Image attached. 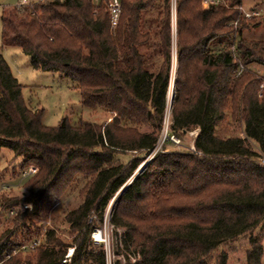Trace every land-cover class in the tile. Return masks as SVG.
<instances>
[{"label":"trees","instance_id":"1","mask_svg":"<svg viewBox=\"0 0 264 264\" xmlns=\"http://www.w3.org/2000/svg\"><path fill=\"white\" fill-rule=\"evenodd\" d=\"M174 2L177 67L169 129L178 136L197 129L193 151L158 152L136 175L163 124L171 0H120L115 28L107 0H38L2 8L0 164L10 159L0 171L10 164L12 176L35 169L23 196L0 197V214L8 217L10 208L31 205L0 232L2 264H105L104 249L90 235L127 182L109 219L123 228L122 246L136 258L130 263L125 255L126 264H208L220 244L243 235L249 245L245 264H261L262 245L252 233L264 227V85L248 66L264 67V41L246 39L242 30L264 23V13L246 18L241 0ZM3 47L20 49L35 70L71 80L80 104L110 113L111 121L75 126L64 118L45 126L43 109L24 101ZM227 120L239 124L244 136H221L218 129ZM127 152L131 159L112 164ZM78 176L86 181L80 203L64 216L71 234L66 243L51 227L41 233L32 220ZM39 234V246L21 249ZM68 246L73 255L62 263ZM226 261L220 253L211 264Z\"/></svg>","mask_w":264,"mask_h":264},{"label":"rangeland","instance_id":"2","mask_svg":"<svg viewBox=\"0 0 264 264\" xmlns=\"http://www.w3.org/2000/svg\"><path fill=\"white\" fill-rule=\"evenodd\" d=\"M20 0H0V13L4 7H12L19 3ZM29 3H33L38 0H26ZM97 3L98 0H93ZM216 2L228 3L229 0H215ZM175 2L171 0V35H172V62L170 69V78L168 88L166 92L165 111L166 114L170 115L171 103L174 97V86L173 81L175 77V71L177 67L176 56H175ZM240 9L242 12L257 11L259 15L264 13V0H241ZM1 35V28H0ZM242 36L249 40L264 41V23H260L255 27L242 30ZM1 43V37H0ZM1 53L5 60L9 64L12 74L16 77L18 82L21 84V93L24 101L29 108L37 109L42 108V123L45 126H56L61 119L67 118L72 125H79L83 122L96 123L98 125H105L112 119V115L104 110H90L83 107L80 104V95L76 87L68 78L55 72H46L35 70L32 68L29 57L22 53L20 49L16 47H4L1 49ZM249 69L256 72L260 78L264 81V67L259 65L250 64ZM260 86V85H259ZM147 128H143L146 131ZM221 136L225 135H238L243 137L239 124H228L227 121L221 123V129L219 128ZM197 129L188 131L182 136L181 146L166 145L168 152H187L193 144V139L196 135ZM161 133V130H160ZM159 133V135H160ZM250 145L257 151V146L250 141ZM10 155H12L10 153ZM133 155L129 152L117 154L112 161V164L126 163L131 159ZM6 163L10 157H6ZM18 164V161H13ZM4 164H0V170L4 167ZM148 160L144 157L138 167L134 171V175L139 173L140 170L145 169ZM31 170H35L32 166L27 167L23 171L27 174L25 176L17 174L12 176L11 164L0 171V197L1 196H15L21 197L25 194L24 185L29 178ZM133 176L132 178H134ZM131 178V179H132ZM130 179V180H131ZM85 179L81 176L77 177L76 182L73 186L67 190V192L59 200L48 199L42 205L40 215L38 218L33 219V223L36 227L42 229V226L47 225V228L51 227L55 230L56 235L61 238L64 242L69 243L71 241V234L68 229V224L64 220L65 214L74 209L81 201L79 197V190L84 185ZM123 191V187L120 188L118 193ZM117 193V194H118ZM117 194L109 201L104 211L103 223L101 230L104 234L106 244L97 243V246H102L105 253L106 264H126L125 255L127 250L124 249L121 243V235L123 228H114L109 219L112 214L114 203ZM117 196V197H116ZM31 206V205H30ZM18 212L22 211L21 205L16 207ZM7 212H1L0 214V232L7 228L10 224L12 216L8 217ZM252 236L259 237L260 244L264 245L263 233L261 228H257ZM69 247V246H68ZM248 236L243 235L235 239L226 241L220 244L208 258L207 263L211 264L215 256L220 253H224L227 256L226 264H245V254L248 249ZM129 262L133 263L136 258L127 255Z\"/></svg>","mask_w":264,"mask_h":264},{"label":"built area","instance_id":"3","mask_svg":"<svg viewBox=\"0 0 264 264\" xmlns=\"http://www.w3.org/2000/svg\"><path fill=\"white\" fill-rule=\"evenodd\" d=\"M203 4L206 6L210 3H216L215 0H202ZM28 3L26 0H20L18 4H26ZM107 10L109 14V22L110 27L115 28L118 24L120 12H121V5L120 0H107ZM259 13L257 11H252L249 13L243 12V15L246 18H249L254 15H258ZM264 85V81L261 82L260 87ZM169 118L170 115L166 114L163 117V124L161 128V133L157 139V142L152 150H150L145 158L149 161L154 157L155 154L158 152H168V148L166 145H175V146H181V139L178 135L172 133L169 129ZM187 151H193V144L187 148ZM33 171V170H31ZM30 171V172H31ZM141 171V170H140ZM27 173L25 171L22 172V175L25 176ZM22 210L30 209V204H22L21 205ZM18 213L17 208H10L8 210V214L11 216H14ZM103 223V222H102ZM48 225V224H47ZM47 225L42 226L41 233L44 232V230L47 228ZM102 226V225H101ZM101 226L99 228H96L92 231L90 237L94 243H102L103 245L106 244L104 234L101 230ZM263 233V239H264V227L261 228ZM41 242V234L34 236L30 242L26 245H23L21 249L27 250V249H33L40 245ZM74 248L72 246H69L66 248V252L64 254L63 259L61 260L62 263H66L70 261V258L73 255ZM6 258H9V255L6 256ZM2 264V262H0ZM106 264V263H105ZM261 264H264V245L262 246V256H261Z\"/></svg>","mask_w":264,"mask_h":264},{"label":"water","instance_id":"4","mask_svg":"<svg viewBox=\"0 0 264 264\" xmlns=\"http://www.w3.org/2000/svg\"><path fill=\"white\" fill-rule=\"evenodd\" d=\"M135 175H136V174H135ZM132 179H133V178H132ZM132 179H131V180H132ZM128 183H129V182H127V183L123 186V189L126 187V185H127ZM118 195H119V193L117 194V196H118ZM117 196H116V197H117Z\"/></svg>","mask_w":264,"mask_h":264},{"label":"crops","instance_id":"5","mask_svg":"<svg viewBox=\"0 0 264 264\" xmlns=\"http://www.w3.org/2000/svg\"><path fill=\"white\" fill-rule=\"evenodd\" d=\"M4 48V47H3ZM2 49V48H1Z\"/></svg>","mask_w":264,"mask_h":264}]
</instances>
